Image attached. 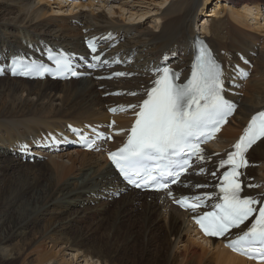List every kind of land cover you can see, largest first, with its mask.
<instances>
[{"label":"bare ground","instance_id":"1","mask_svg":"<svg viewBox=\"0 0 264 264\" xmlns=\"http://www.w3.org/2000/svg\"><path fill=\"white\" fill-rule=\"evenodd\" d=\"M63 2L0 0V57L15 55L19 47L38 51L46 46L73 55L83 48L84 37L99 35L107 38L102 42L103 48H109L105 57L123 60L108 72L128 75L98 80L91 73L69 81L0 77V264H76L75 258L93 264H257L232 253L220 240L205 239L190 213L174 205L168 191L143 194L129 189L104 154V149L119 146L121 130L126 131L132 121L128 112L111 115L108 108L143 99L157 78L150 65L156 66L165 53L177 56L170 66L188 71L199 7L203 12L212 0H172L162 10L164 21L157 32L110 18L105 12H81L71 18L78 2L69 16L48 17L51 3H59L61 9L66 6ZM241 3L246 11L253 6L260 10L264 0H216L211 7L220 16L228 5ZM234 9L230 20L204 17L208 27L202 33L223 62L229 95L238 108L217 140L206 146L199 167L206 168L207 175L186 176L172 188L176 196L211 194L218 182L209 174L232 150L248 118L264 111V46L256 33L244 28V15ZM115 41L118 45L110 48ZM240 70L248 73L247 80ZM252 72L254 84L249 88L245 85ZM115 90L119 96L104 97ZM72 125L87 133L97 127L115 139L102 142L94 151L44 148L51 137L72 136ZM31 151L36 154L34 164L24 162ZM244 158L249 162L241 170L243 194L261 197L264 137L246 148ZM204 183L213 187L194 188ZM199 245L204 249L199 250Z\"/></svg>","mask_w":264,"mask_h":264},{"label":"snow or ice","instance_id":"2","mask_svg":"<svg viewBox=\"0 0 264 264\" xmlns=\"http://www.w3.org/2000/svg\"><path fill=\"white\" fill-rule=\"evenodd\" d=\"M89 47L93 53L97 51L91 41ZM49 58L55 62L54 69L36 61L26 62L23 58H14L12 74L43 76L53 72L57 75H78L67 54ZM93 59L100 60V55H94ZM3 71L0 69V74ZM155 71L157 78L152 82L153 86L145 90L146 99L127 108L121 106L119 109H110L113 112L138 111H135L133 125L126 130V142L117 151L109 153V157L129 184L138 188L151 186L165 189L171 196L169 184L177 183L180 175L186 172L190 166V156H196L201 161L204 159L201 142L219 130V125L232 113L234 106L224 96V70L206 47L199 49L192 64L191 76L183 84L176 82L179 75L169 68ZM240 74L247 75L243 70H240ZM261 137H264V112L252 117L243 135L233 146L235 151L229 152L227 159L221 160L218 165L220 168L230 166L224 172L222 182L217 185L222 194L221 202L212 206L213 211L194 217L206 235L221 237L255 216L251 226L235 239L229 240L228 246L257 259H264V204L256 197H241L237 169L247 166L242 153ZM88 146L92 147V144ZM200 171L202 173L204 169ZM207 196H186L175 202L195 212Z\"/></svg>","mask_w":264,"mask_h":264},{"label":"rangeland","instance_id":"3","mask_svg":"<svg viewBox=\"0 0 264 264\" xmlns=\"http://www.w3.org/2000/svg\"><path fill=\"white\" fill-rule=\"evenodd\" d=\"M50 1L53 2V0H50ZM78 1H80V2H78L79 6H78V3L75 2V0L71 1V3L67 2L66 4H65V2H63V5H66V6L61 7V9H59L60 8L59 3H51V7H50L51 11L50 12L53 14H51L49 12L50 15H52V16L49 15L48 17L52 18V17L58 16V18H65L66 16H69L70 10L74 7L73 3H77L76 5L79 8L77 6L75 7V9L73 11V15L71 16V18H75V16L77 17L78 15L81 14V12L82 13L83 12H93L94 14H97L99 12H105L106 15L110 18L122 20L126 24L139 25V26L141 25L140 27H143V28L149 27L153 31L157 32L160 30V28L163 24V21H164L162 15H161L162 10L164 11V9H166L168 7V5L170 4V2L172 0H83V2H81L82 0H78ZM215 2H216V0H212V3H209L207 5V8L204 9L203 12H202V6L199 7L200 13H199V16L197 19V23L194 26L197 34H199L200 36H204L202 32L204 31V28H206V26L208 27V24L206 23L205 20H210L213 18L214 19L215 18H217V19L227 18L228 20H230L231 9L235 8L234 13H235V10L236 11L238 10V11H240L241 14L244 15V19H243L244 20V23H243L244 28L250 30L251 32L256 33L259 36V39L262 41L261 46L262 47L264 46V3L260 4V10L257 9L256 6H253L254 4L250 5L253 7H252V9L248 10L249 12L246 11L245 8L243 9L242 3L239 6H235V7L228 5L229 9L230 8L231 9L230 10L227 9V11L223 12V10L220 8L218 11L222 10V12H221L222 14L219 16L218 14L216 15L214 12L215 7H213V8L211 7L212 5L215 4ZM84 3H86L85 4L86 6L84 5ZM88 3H90V4H88ZM95 12H97V13H95ZM205 12H209V13L206 14ZM205 14L207 16H205ZM226 15H228V17H226ZM233 16L236 17V14H234ZM233 16H232V20H235V18H233ZM204 17H205V20H204ZM228 42L230 43V39H228ZM260 50H258V51H260ZM253 73L254 72H252V76L250 77V79L248 78L249 81H247V84L245 85L246 87L250 88L251 85L254 84V82L252 81V80H254L253 79ZM131 76H132V74H131ZM105 96H107V95H105ZM43 162H45V160H43ZM30 163L34 164V162H30ZM93 214H95V213H93ZM95 219H96L95 217L90 218V222L93 223L95 221ZM187 237H185V239H187ZM57 249H60V246H58L56 248V250ZM198 249L202 250V249H204V246L202 248L199 245ZM70 255H66L67 258H71L72 254H70ZM75 262H76V264H93L92 261L89 263V262L83 260V258L78 259L77 261L75 258Z\"/></svg>","mask_w":264,"mask_h":264}]
</instances>
